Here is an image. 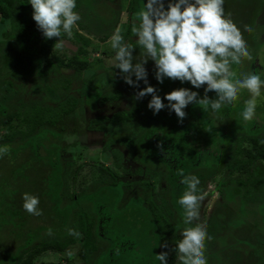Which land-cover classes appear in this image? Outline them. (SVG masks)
Listing matches in <instances>:
<instances>
[{
  "label": "trees",
  "instance_id": "trees-1",
  "mask_svg": "<svg viewBox=\"0 0 264 264\" xmlns=\"http://www.w3.org/2000/svg\"><path fill=\"white\" fill-rule=\"evenodd\" d=\"M136 1L131 0L128 9L134 11L133 4ZM108 2L110 3V8L113 10V16L105 19L96 15L92 8V2L90 8L88 0H77V8L75 10L82 17L77 22L80 29L74 27L73 35L68 40L72 46H75L74 44L77 45V50L71 49L72 47L66 44L63 48L71 52V55L67 56L61 53L59 49H54V44L58 38L45 39L42 32L37 28L36 22L33 19V8L29 0H0V15L2 21L6 23L0 33V85L8 91L13 85V80L19 78L20 73L22 74V76L20 75L21 77L33 73L34 75H38L39 79L37 81H40L39 83H45V86H47L45 93L39 91V94L43 95V100H32V107L29 109V112L26 111L29 130H18L17 132H13L11 136H7L5 142H9L10 152L14 149L17 153H14V158L17 159L20 156L17 149L14 148L20 144H26L21 149L22 154L28 153L30 156L41 155V144L45 142L48 144L47 140L49 143L53 141V145H57L56 142L60 141L57 138L60 135L53 127L60 122L63 115L76 111L79 104L84 103L83 105L87 108L92 107L96 109L98 104L103 105L107 102L109 103V101H114V99L119 100L123 98L124 92L122 90H107L106 92L99 91L96 94L91 93L87 98L85 97L80 100L79 96L75 95L72 91L73 77L62 74V69L66 68L74 71L77 77L80 78L83 72L90 67V63H92L90 62V51L99 52L97 45L92 46V39L90 40L79 30L94 34L100 37L101 41H106L117 29L120 12L116 8L114 0H108ZM146 2L147 0L144 3ZM167 3L168 0H165L166 6ZM263 7L264 0H225L224 4L226 13L230 12L233 20L237 21V15L241 18L238 22H240L243 37L247 35V38H249L248 42L258 40V36L264 33V25L257 24V19L262 13L261 9ZM140 8L139 4V10ZM132 24L133 22L128 24L126 31H122V35H124L127 42L135 44L131 32ZM244 25H250L253 31H243ZM65 39H67L66 34ZM137 48L134 50V55L139 54L140 50ZM250 52L252 51L250 50ZM252 56L255 62L257 56L254 54ZM254 62L251 64L252 70H255L256 67L254 66ZM232 67L235 73L239 72L240 64L233 65ZM154 72L155 66L153 67V74ZM237 73L235 78H240L239 73ZM153 77L155 78V74ZM133 79H135L134 76ZM149 83L151 84V82ZM140 85L143 88L147 86L143 81L140 82ZM61 86H63L64 91L58 93L57 90ZM155 87L162 98L167 93L181 87L197 91L202 97L206 85L196 89L190 82L181 83L179 80L173 81L165 78L162 84L156 80ZM208 95L210 98H216L215 92H209ZM239 95L242 97V91ZM248 95L249 93H247L246 97ZM108 99L111 100L107 101ZM150 100L151 96L148 95L140 100V104L135 105L129 110L117 111L111 117L107 115L98 117L94 123H91V127L97 125L100 127H97L98 130L110 135L109 143L115 141L113 136L125 132L124 135L119 136L118 142L128 149L129 154L134 160L145 164L147 170H155V173L161 167H165V178L168 182L170 197L162 203H158L152 193H150L151 198L138 196L134 202L137 208L136 213L142 211H140L141 207L144 209L145 226L143 227V232L152 233L158 237L155 239V241L158 240L155 247L145 245V243L143 244L146 247H142L137 241L129 239L127 235L129 227L127 229L124 228L125 221L128 219L126 214H122V220L118 221L123 230L119 236H115L113 235L114 229H111L113 226L109 227L112 221L115 223L111 213H91V221L86 219L89 216L88 214L82 213V218L74 215L73 220H71L76 222V219H79V223L76 222L77 226L74 229L72 227L74 233H79V235L70 234V236H62L58 231L49 235V232L43 231V237L37 241L29 239V241L20 247L17 256L6 262L7 264H55L45 261L38 262L36 258H39L40 255L50 249L62 252L67 247L74 245L79 237L81 242L79 255L83 257L86 264H161L156 257L161 251H169L168 235L171 234L174 236L175 245L173 251H169L168 264H177L178 260L174 249L181 240L178 231L186 227L181 220V216L184 215V209L178 203L179 198L186 190V185L181 182L182 177L177 175L178 169H183L185 175H196L201 180L203 176L198 172L200 169L213 170L216 166L225 163L230 173H235L236 175L229 180V186H226L222 180L219 182L225 202L229 205L230 203L239 204L240 210L237 213H244L243 215L247 217L249 222L251 221V216H253L252 213L262 216L254 225L264 227V142H262L264 141V118L260 121L253 119L245 122L242 117L245 105L241 101L236 105L235 101L231 105L222 107L218 112H213L210 108L208 111H204L198 105L189 104L185 109L187 116L183 120V123H180L176 114L169 112L168 108L161 110L158 114H154L148 108ZM164 103L167 104L166 99ZM140 112L144 113L142 126L138 127L136 131L131 129L130 125L126 127L130 118L132 120V115ZM20 115L18 111H11L7 103V95H3L0 90V124L3 123L7 127H10L13 120L16 117H20ZM213 115L226 119V124L218 126L214 119H212ZM108 123L109 125H107ZM142 127L143 129H140ZM206 129H209L210 132ZM246 142L252 144L251 149L244 146ZM158 144L163 145V151L157 147ZM64 153V151L60 153L58 159H55L57 161L53 160V165L39 161L41 162V164L38 163L39 167L35 166L32 169H25L26 177H33L31 174L38 173L41 168L53 170L57 169L59 165L62 169L60 172V176L63 178L62 184L66 188L65 174L67 167L63 163ZM115 154H118V150L115 151ZM2 158L4 159V157ZM10 159L11 157L4 160L8 162ZM10 164L13 165L12 162ZM15 165V173L21 174L18 172L24 171L23 167H21L22 165L19 163H15ZM103 167L111 174L112 178L110 182H108L109 179L105 182H108L112 187L118 186L119 194H123L124 187L133 185L128 184L125 186L119 180L120 175L117 172L111 170L109 166L103 165ZM238 170L244 171L246 175L243 176L239 172H236ZM4 179L5 177L2 178V181H4L3 185L5 186L3 188L6 191L8 183H5ZM15 182L13 184H17L18 186H13L12 197L18 191H21L23 186L22 180ZM145 186H150L148 181L145 182ZM37 192L39 200H42L44 196L40 194L41 191ZM64 192L66 194L68 191ZM8 194L6 191L5 195ZM47 198H50V196L48 195ZM12 202L11 200L10 203ZM99 206L104 207L105 204H98L97 207L94 205V208L96 207L97 210ZM219 211L221 210L217 208V211L211 216L206 227L208 234L212 237L206 244L207 264H264L263 259L257 258V252L253 253V255L250 254L248 258L241 256V253L244 255L242 249L232 250V255L236 256L235 259L231 260L230 257L223 259L222 253H228L232 247H237V245H232L230 242L232 232L231 234L230 232L225 233L229 231L228 227H232L231 221L236 214L228 218L225 212ZM22 215L23 217H19ZM172 216H175L177 220V223L174 225L170 220ZM26 218V214L15 212L11 221H14L16 226L20 222L19 227H21L25 224ZM227 222H230V226H227ZM9 226L11 227V224ZM252 227L254 226L252 225ZM3 230L5 231V228ZM137 230L138 233H141L139 229ZM16 234L19 235L20 233ZM115 237H119L118 241L114 240ZM165 241L168 243V249L161 248V243ZM139 248L140 252L137 251ZM255 249V251L259 250V246H256ZM31 251L32 253H30ZM101 252L106 254V258L104 256L102 262L99 263L98 256H103V253L100 254ZM25 256L26 258H24Z\"/></svg>",
  "mask_w": 264,
  "mask_h": 264
},
{
  "label": "rangeland",
  "instance_id": "rangeland-1",
  "mask_svg": "<svg viewBox=\"0 0 264 264\" xmlns=\"http://www.w3.org/2000/svg\"><path fill=\"white\" fill-rule=\"evenodd\" d=\"M130 1L131 0H114L116 8L120 12L119 24L117 28H120L121 32L126 31L129 23L136 21L135 13L139 11V4L142 6L145 2V0H137L133 4L134 11H131L128 9ZM88 2L89 6L92 2V8L96 15L100 16V18L109 19L113 16V10L110 8L108 0H88ZM261 10L262 13L257 19V24L262 26L264 25V7ZM236 17L237 21L234 20V22L240 27V22H238V20L241 18L238 15ZM5 24L6 23L2 21V17L0 15V33ZM75 28L80 29L78 27V23ZM79 31L86 35L90 40L92 39V46L97 45L99 52L90 51V62L92 63H90V67L83 72V75L80 76V78L77 77L74 71L66 68L62 69V74L73 77V93L79 96L80 100H82L85 97L87 98V96L91 93L96 94L99 93V91L106 92L107 90H122L124 92V96L121 100L122 103H119L120 105H118L115 99L114 101H109L112 99L110 96L111 99L107 100L109 103L107 102L106 105L100 104V111L94 113V108H87L83 105L84 103L79 104L76 111L63 115L60 122L56 126L53 127L49 125L59 132L60 137L57 139L60 141L56 142L57 145H53V141L49 143L47 140L48 144H46V142L41 144V155L30 156L28 153L25 155L22 154L23 152L21 149L26 144H20L17 147H14L19 153L18 155H20L19 158H14L15 154H17L14 149L11 152L9 151L10 154L3 156L4 159L11 157L8 162L7 160L0 158V228H2V230H0V264H2V262H4L3 264H7L6 262H8L11 258L17 256L20 247L29 241V239H35L37 241L43 237V231L49 232V230H51V233H56V231H58L62 236H70L69 229L71 228V230H73L74 227L77 226L76 222H78L79 219H76V222L71 220H73L74 215L82 218V213L89 215L86 217L89 221H91V213H111L115 223L112 221L109 227L113 226L111 229H114L113 235L115 236H119L121 234L123 229L118 224V221L122 220V214H126L128 219L125 221L124 228L127 229V227H129V231H127L129 239L137 241L142 247H146L145 245L155 247L158 242V240L155 241V239L158 238L156 235L143 232V227L145 226V213H143L144 209L141 207L140 211H142L136 213L137 208L136 205H134V202L137 200L136 197H138V195L151 198L150 193H152L158 203H162L165 199L170 197L168 182L165 178V167H161L155 173V170H147L145 164L138 161L135 162L133 157L129 154L128 149L123 147L121 143L118 142L119 136L121 137V135H124L125 132H121L120 134L113 136L115 141L113 143H109L108 140L110 135L106 134L105 137L102 138L100 135L99 137L96 134L95 137V134H91V129H97V127H100L97 125H94V127L90 126V124L94 123L98 117L113 115L114 112H111L109 107L110 105L117 104L115 105L119 107L117 111H122L129 110L135 105L140 104V100H135L133 97L137 92L136 90L139 91L143 88V86L140 85L139 89L129 86L120 76L119 69L114 68V64L116 63L115 50H113L110 46V38L106 41H101V38L94 34H89L82 30ZM132 38L133 40L138 39L134 36ZM244 39L247 41L249 51H252L250 52L251 55L254 54L257 58L255 62L253 60L249 61L246 59L242 61L238 72L240 78H242V74L257 73L262 79H264V33L261 36H258V40L256 41L253 40L248 42L249 38H247V35L244 36ZM68 45H70L69 47H72L71 49H74L75 51L77 50L76 44H74L75 46H72L70 43ZM137 49L140 50L139 48ZM59 51L67 56L71 55V52L68 51V49L62 48L59 49ZM253 62L255 63L254 66H256L255 70H252L251 64ZM154 66V61L152 60H149L145 65L148 70V81L151 82V85L153 86L156 84V79L153 77ZM20 75L22 76L21 73ZM20 75L19 78H15L13 80V85L10 89H8V91L0 85L2 94L7 95V103L9 104L11 111H18L21 114L20 117H16L13 120L10 127H7L3 123L0 124V147H9V142L6 143L5 141L7 140V136H11L13 132H17L18 130H29L26 111L29 112V109L32 107V100H43V95L41 93L39 94V91L45 93V90L47 89L45 83L41 84L39 83L40 81H37L39 79L38 75H34L33 73L26 74L23 77ZM57 91L58 93H62V91H64L63 86H61ZM247 93V90H242V97L238 94L236 105L239 101L245 105L244 102L250 98V93L248 97H246ZM143 118L144 113L140 112L133 114L132 120L130 118L126 127L130 125V128L136 131L138 127L142 126ZM262 118H264V88H262L261 97L258 98V107L256 109L254 119L260 121ZM212 119H214L218 126L224 125L227 122L226 119H221L219 116L213 115ZM107 125H109V123ZM140 129H143V127ZM70 136H75L78 139L73 143H69V141L66 140V137ZM244 146L251 149L252 144L250 142H246ZM116 150H118L117 155L115 154ZM63 151L65 152L63 156V163L67 167L65 174L67 189L62 184L63 178L60 176L62 169L59 165L57 166V169L53 170L41 168L38 173L31 174L33 177H26L27 174L25 169H32L35 166L39 167L38 163L41 164L39 161L53 165V160L56 158L58 159L60 153ZM10 162H12L13 165L10 164ZM15 163L22 165L21 167H23L22 169H24V171L18 172L21 174L15 173ZM103 165L109 166L111 170L117 172L120 175L119 180L124 183L125 186L128 184L133 185L124 187L125 192L123 189V194H119L118 186L112 187L109 185L108 182L112 179L111 174L104 169ZM198 172L203 176L200 180V188L205 195V199L200 210H202L201 222H203L205 228L208 226V222L211 216L217 211V208L218 210H221L219 212H225L228 218L236 214L231 221L232 227H228L229 231L225 233L230 232L231 234L232 232L230 235V242L232 245H237V247H232L231 251L228 253H222L221 255L223 256V259H227L228 257H230L231 260L235 259L236 256L232 255V250L242 249L244 255L241 253V256L244 258H248L250 254L253 255V253L257 252V258L264 260V227L254 225L262 218V216L257 215V213H252L253 216H251L250 223L247 220V217L243 215L244 213H237L240 210L239 204L235 205L234 203H230L229 205L225 202L223 197L221 191L222 187H220L221 184L219 182L222 180L225 182L226 186H229V180L236 176L235 173H230V170L225 163L220 166H216L213 170L200 169ZM236 172H239L243 176L246 175L244 171L238 170ZM53 175L55 176L54 178ZM4 177L5 183H8V186L6 187V191L9 193L8 195H5L6 191L4 189L5 186L3 185L4 181H2V178ZM107 179H109V181L105 182ZM21 180L23 181L21 191H18V193L12 197L11 193H13V186H18L13 183ZM146 181L150 184L149 187L145 186ZM37 191H41L40 194L44 196L42 200H45H39V207L41 206L40 209L43 210V214L40 215V217L30 215L23 208V194L27 192L38 197L39 194H37ZM64 191L68 192L64 194ZM48 195L50 198H47ZM11 200L13 201L12 203H10ZM98 204H105V206H99L96 210ZM94 205L96 206L95 208ZM15 212H21V214H26L27 216L26 221L24 222L25 224L21 227H19L20 222L18 226H16L15 222L11 221ZM183 216L184 215L181 216L182 221ZM19 217H23V215ZM170 220L173 225L177 223L175 216H172ZM227 223V226H230V222ZM9 224H11V227ZM252 225L254 227H252ZM4 228L5 231L3 230ZM136 229H139L141 233H138V230L136 231ZM182 230L178 231L180 239H182ZM217 231L219 230L217 229ZM16 233L20 234L17 235ZM168 237L170 244L169 251L172 252L175 245L174 236L171 234L168 235ZM79 238L74 245L67 247L62 252L50 249L40 255L39 258H36V260L38 262L45 261L53 262L55 264H86L83 257L79 255V251L81 249V242ZM118 238L119 237H115L114 240L118 241ZM223 238L226 239L225 237ZM143 243H145V245ZM256 246H259V250L257 251H255ZM137 251L140 252V248ZM69 252L73 253L71 257L68 256ZM245 252L247 253L246 255ZM30 253H32V251ZM100 254L103 256H98L99 263L102 262L104 256L106 258V254H104V252H101ZM24 258H26V256ZM177 264H179L178 261Z\"/></svg>",
  "mask_w": 264,
  "mask_h": 264
},
{
  "label": "clouds",
  "instance_id": "clouds-1",
  "mask_svg": "<svg viewBox=\"0 0 264 264\" xmlns=\"http://www.w3.org/2000/svg\"><path fill=\"white\" fill-rule=\"evenodd\" d=\"M29 3L33 8V19L44 38H58L54 49L65 47L77 22L82 19L75 10L77 0H29ZM224 4L225 0H168L166 6L165 0H147L135 13L136 21L131 26L133 36L138 38L135 44L125 40L120 28L113 32L109 43L115 50L114 68L120 70V76L128 85L137 89L141 81L147 85L134 94L135 100L150 95L148 108L154 114L168 108L169 112L176 114L178 122L183 123L189 104L198 105L204 111L210 108L218 112L222 107L233 104L242 90H247L250 98L244 102L242 117L245 122L254 119L264 79L257 73L235 78L232 66L241 64L245 59L251 61L253 56L241 28L234 22L231 13H226ZM243 31L252 32L253 28L244 25ZM137 47L139 54L134 55ZM149 60L154 61V74L159 83L169 78L181 83L190 82L196 89L206 85L204 95L201 97L197 91L181 87L162 98L158 89L148 81L145 65ZM209 92H215L216 98H210ZM77 139L75 136L66 137L69 143ZM157 147L164 150L162 144ZM9 151L8 146L0 147V158ZM177 175L186 185L178 200L184 209L186 227L174 249L177 260L179 264H207L206 244L212 237L200 222V208L205 199L200 188L201 181L196 175H185L183 169H178ZM22 198L27 213L43 214L37 196L26 192ZM48 234L51 235V230ZM69 234L79 235L71 229ZM161 248L168 249V243L163 242ZM169 254L168 250L161 251L156 258L161 264H168ZM72 255V252L68 253L69 257Z\"/></svg>",
  "mask_w": 264,
  "mask_h": 264
},
{
  "label": "flooded vegetation",
  "instance_id": "flooded-vegetation-1",
  "mask_svg": "<svg viewBox=\"0 0 264 264\" xmlns=\"http://www.w3.org/2000/svg\"><path fill=\"white\" fill-rule=\"evenodd\" d=\"M121 100H122V99L116 100L117 103H118V105H120V104L122 103ZM119 103H120V104H119ZM105 105H106V104H105ZM115 105H117V104H113V105H110V106H109L110 109H111V112H114V113L117 112V110H118L119 107H117V106H115ZM97 106H98V107H97L96 109H94L93 113H94V112H99V111H100V108H99V107H100V104H98ZM107 116H108V115H107ZM109 117H111V116H109ZM90 126H91V124H90ZM92 133L95 134V135H94L95 137H96V134H97V136L100 135L102 138H104L105 135H106V133H105L104 131H101V130H98V129H91V134H92ZM100 136H99V137H100ZM95 137H94V138H95ZM99 137H98V138H99ZM136 161H137V160H135V162H136ZM138 162H140V161H138ZM138 196H141V195H138Z\"/></svg>",
  "mask_w": 264,
  "mask_h": 264
},
{
  "label": "water",
  "instance_id": "water-1",
  "mask_svg": "<svg viewBox=\"0 0 264 264\" xmlns=\"http://www.w3.org/2000/svg\"><path fill=\"white\" fill-rule=\"evenodd\" d=\"M69 44V43H68ZM70 46V45H69Z\"/></svg>",
  "mask_w": 264,
  "mask_h": 264
}]
</instances>
